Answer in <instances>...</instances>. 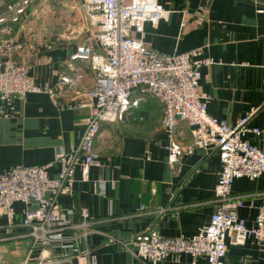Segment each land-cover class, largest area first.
Listing matches in <instances>:
<instances>
[{"label": "crops", "instance_id": "obj_1", "mask_svg": "<svg viewBox=\"0 0 264 264\" xmlns=\"http://www.w3.org/2000/svg\"><path fill=\"white\" fill-rule=\"evenodd\" d=\"M8 1L0 0V13ZM157 2L169 12L168 18L156 26L145 24L136 38L168 55L199 50L200 59L211 61L200 69L207 113L231 127L247 118L244 139L264 150V0ZM79 3L60 0L46 13L28 11L21 25L0 29V40L16 45L15 61L27 66L37 84L54 87L62 75L82 76L56 101L46 94L0 98V173L16 166H47L49 177H54L59 170L55 156L70 152L84 131L94 74L88 63L72 62L70 55L77 46L91 44L97 51L100 46L98 30L90 26ZM161 116L160 103L144 96L122 122L101 125L96 165L86 181L76 168L71 194L57 199L60 207L74 211L71 222L76 228L64 232L63 246L68 247L33 246L25 229L0 221V264H33L44 256L50 261L62 257L61 264H86L89 258L97 264H140L109 237L126 242L149 231L166 238L192 237L207 226L216 210L219 157L194 149L190 155L183 153L177 164H168L169 137ZM173 138L182 146L191 144L189 127L179 123ZM231 194L242 197L237 214L251 227L264 205V175L235 180ZM13 209L18 223L25 205L15 203ZM82 209L88 213L86 221ZM225 263L264 264V244L252 238L243 245L228 243ZM160 264H205V259L170 256Z\"/></svg>", "mask_w": 264, "mask_h": 264}, {"label": "built area", "instance_id": "obj_2", "mask_svg": "<svg viewBox=\"0 0 264 264\" xmlns=\"http://www.w3.org/2000/svg\"><path fill=\"white\" fill-rule=\"evenodd\" d=\"M58 1L9 0L0 13V29L21 25L28 11L46 13ZM79 6L90 26L97 28L95 39L100 46V51L91 44L77 46L70 55L72 62L88 63L94 74L93 86L87 91L90 112L84 131L70 152L55 156L59 166L56 176L49 177L47 166H16L0 173V221L25 229L33 246L44 250L68 247L63 246L64 232L76 228L71 222L74 211L60 207L57 199L71 194L76 168L86 181L90 167L96 165L95 142L101 125L122 122L130 109L138 107L141 97L149 96L162 107L160 125L169 137L165 147L168 164H177L183 153L190 155L194 149L217 153L221 171L215 185L216 210L207 226L192 237L166 238L149 231L126 242L109 239L121 244L140 264H160L167 257L181 255L204 257L205 264H226L228 243L243 245L252 238L264 244V205L258 208L253 225L247 227L237 214L242 197L231 194L235 180L264 175V150L244 139L247 118L231 127L207 113L208 97L200 90V69L211 61L200 59L199 50L159 53L136 38L143 34L145 24L156 26L168 18L169 12L157 0H80ZM16 50L11 41L0 40V98L5 101L24 99L28 94H46L56 101L67 86L81 81L78 74L62 75L54 87L39 85L28 76L27 66L15 61ZM179 123L189 127L191 144L182 146L173 138ZM15 203L25 205L18 223ZM80 216L86 221L87 211L80 210ZM61 263L62 257L50 261L44 256L33 264ZM86 264L97 263L89 258Z\"/></svg>", "mask_w": 264, "mask_h": 264}, {"label": "rangeland", "instance_id": "obj_3", "mask_svg": "<svg viewBox=\"0 0 264 264\" xmlns=\"http://www.w3.org/2000/svg\"><path fill=\"white\" fill-rule=\"evenodd\" d=\"M6 4H7V3H6ZM6 4H5V5H6ZM5 5H4V7H5ZM92 28H94V27H92ZM95 28H96V27H95Z\"/></svg>", "mask_w": 264, "mask_h": 264}]
</instances>
